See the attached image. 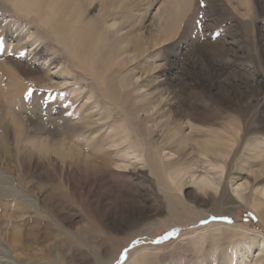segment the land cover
<instances>
[{
	"label": "rangeland",
	"instance_id": "374dc122",
	"mask_svg": "<svg viewBox=\"0 0 264 264\" xmlns=\"http://www.w3.org/2000/svg\"><path fill=\"white\" fill-rule=\"evenodd\" d=\"M0 220L15 264H264V0H0Z\"/></svg>",
	"mask_w": 264,
	"mask_h": 264
},
{
	"label": "bare ground",
	"instance_id": "6f19581e",
	"mask_svg": "<svg viewBox=\"0 0 264 264\" xmlns=\"http://www.w3.org/2000/svg\"><path fill=\"white\" fill-rule=\"evenodd\" d=\"M84 64V62H83V60L82 59H79V64L80 65H82L83 66V64ZM99 70V69H98ZM97 70V71H98ZM93 72V74H94V71H92ZM95 72H96V69H95ZM96 73H99V72H96ZM105 73V72H104ZM98 75H100V73L98 74ZM96 76V75H95ZM103 76H104V74H103ZM13 77V76H12ZM100 79V78H99ZM101 80V79H100ZM102 80H103V78H102ZM18 81V80H17ZM105 82L104 81H102V84H104ZM54 137V136H53ZM58 143H61V144H63L64 146H65V143L63 142H61V141H59ZM63 146V147H64ZM62 148V147H61ZM68 148V147H67ZM63 149V148H62ZM63 150H65V149H63ZM71 150V149H70ZM79 151V150H78ZM68 152H70V151H68ZM71 152H73L72 150H71ZM65 154V153H64ZM66 158V157H65ZM91 171L88 169L87 171H86V173L90 176L92 173H90ZM91 177V176H90ZM105 179V178H104ZM83 180V179H82ZM90 180V179H89ZM92 182V181H91ZM202 183H203V185L202 186H209V187H214V185H216V181L214 180V178L213 179H211V178H209V177H206L203 181H202ZM92 184H94L93 182H92ZM101 185V184H100ZM94 186V185H93ZM85 187V186H84ZM96 187V186H95ZM86 188V187H85ZM84 188V189H85ZM92 188V187H91ZM204 188H206V187H204ZM90 189V188H89ZM205 191H206V189H205ZM107 193V192H106ZM105 193V194H106ZM206 193V195L207 196H209L210 197V199H214L215 197V195H212V193H209L208 191H206L205 192ZM243 197V196H242ZM229 200H227V204H236L239 200L237 199V200H234L232 197H230L229 196V198H228ZM203 202H207L206 200H202ZM225 201V200H224ZM239 204V203H238ZM1 221V220H0ZM21 232V231H20ZM20 232H18V231H13V232H5L4 230H2L1 231V229H0V243H2V244H4V245H6L7 247H8V249H9V251H10V255L17 261V260H21V258H23L22 257V253H19V248L20 247H24V238L26 239L27 237L26 236H29V235H26V233H20ZM8 251V252H9ZM154 251V250H153ZM7 251L6 250H4V249H1L0 248V264H15L11 259H10V257H9V259L7 258L8 257V253H6ZM9 255V256H10ZM28 255V254H27ZM29 256V255H28ZM11 257V258H12Z\"/></svg>",
	"mask_w": 264,
	"mask_h": 264
}]
</instances>
